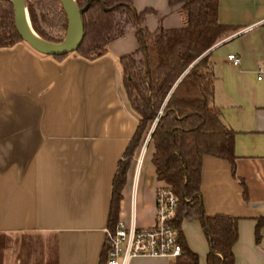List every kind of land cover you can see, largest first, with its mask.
Masks as SVG:
<instances>
[{
  "label": "crops",
  "instance_id": "0c3cea01",
  "mask_svg": "<svg viewBox=\"0 0 264 264\" xmlns=\"http://www.w3.org/2000/svg\"><path fill=\"white\" fill-rule=\"evenodd\" d=\"M154 32L187 25L168 0H133ZM218 21L235 28L209 52L213 104L234 138L228 162L205 157L200 193L206 215L238 219L235 264H264V0H219ZM138 47L133 31L105 55L62 60L27 44L0 49V264H98L108 233L113 182L138 118L122 86L120 59ZM229 55L239 59L234 66ZM147 142L134 153L117 223L155 224V194L164 183ZM246 192V199L243 193ZM261 222L259 236L256 227ZM186 247L206 264L208 240L197 220L184 219ZM136 258L129 264H175Z\"/></svg>",
  "mask_w": 264,
  "mask_h": 264
},
{
  "label": "trees",
  "instance_id": "16d2710c",
  "mask_svg": "<svg viewBox=\"0 0 264 264\" xmlns=\"http://www.w3.org/2000/svg\"><path fill=\"white\" fill-rule=\"evenodd\" d=\"M219 0H168L171 9L180 6L187 25L179 29L160 26L154 32L144 26L151 9L137 12L133 0H75L84 36L74 55L95 60L107 46L127 31H133L138 47L120 59L122 86L131 111L138 118L133 138L118 165L113 182L109 227L115 229L126 172L144 131L150 136L152 165L157 180L168 185L178 199L174 224L183 254L175 264H198V257L182 240L184 219L197 220L208 240L206 264H235L233 247L238 239V219L206 215L201 199V172L205 157L228 162L234 174L236 133L221 120L213 104L214 75L210 50L235 28L218 21ZM34 33L42 40L60 44L67 33V18L59 0H25ZM23 43L18 36L10 0H0V49ZM70 55V54H69ZM68 56V55H67ZM64 57H51L62 60ZM246 199V192L243 193ZM261 222L256 227L259 236ZM108 241L98 264H106Z\"/></svg>",
  "mask_w": 264,
  "mask_h": 264
},
{
  "label": "built area",
  "instance_id": "2783aa9c",
  "mask_svg": "<svg viewBox=\"0 0 264 264\" xmlns=\"http://www.w3.org/2000/svg\"><path fill=\"white\" fill-rule=\"evenodd\" d=\"M228 61L239 65L235 55H229ZM152 133V132H151ZM151 134L149 135L150 139ZM178 199L165 183L155 194V224L151 228H138L133 222L119 221L112 233H108L109 251L106 264H129L136 258L177 259L183 250L178 242V232L174 216Z\"/></svg>",
  "mask_w": 264,
  "mask_h": 264
},
{
  "label": "water",
  "instance_id": "95a60500",
  "mask_svg": "<svg viewBox=\"0 0 264 264\" xmlns=\"http://www.w3.org/2000/svg\"><path fill=\"white\" fill-rule=\"evenodd\" d=\"M10 2L13 6L16 32L22 42L32 50L48 57H64L77 51L84 36L81 15L87 6L79 10L75 0H59L67 18V33L62 43L52 44L34 33L27 15L25 0H10Z\"/></svg>",
  "mask_w": 264,
  "mask_h": 264
},
{
  "label": "rangeland",
  "instance_id": "374dc122",
  "mask_svg": "<svg viewBox=\"0 0 264 264\" xmlns=\"http://www.w3.org/2000/svg\"><path fill=\"white\" fill-rule=\"evenodd\" d=\"M154 126L150 128V126L144 131L143 136L140 140L139 146L137 149H143L145 144L150 142V139L148 138L151 132L153 131ZM136 152V151H135ZM1 245V243H0Z\"/></svg>",
  "mask_w": 264,
  "mask_h": 264
}]
</instances>
